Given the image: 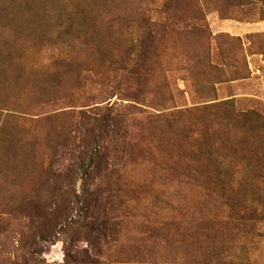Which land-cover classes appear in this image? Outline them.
<instances>
[{
    "label": "rangeland",
    "instance_id": "rangeland-1",
    "mask_svg": "<svg viewBox=\"0 0 264 264\" xmlns=\"http://www.w3.org/2000/svg\"><path fill=\"white\" fill-rule=\"evenodd\" d=\"M262 22L264 0H0V264H264Z\"/></svg>",
    "mask_w": 264,
    "mask_h": 264
},
{
    "label": "trees",
    "instance_id": "trees-1",
    "mask_svg": "<svg viewBox=\"0 0 264 264\" xmlns=\"http://www.w3.org/2000/svg\"><path fill=\"white\" fill-rule=\"evenodd\" d=\"M134 106V105H133ZM132 106V107H133ZM135 107V106H134ZM81 114H83L81 117L82 118H85V122H86V119H88L87 121L89 122V121H95V122H100V123H103L104 125H105V123H107V121L109 120V118H110V114L108 113H102V114H100V115H87V114H85L84 112H81ZM97 143V141L96 140H92V143ZM94 145V147L92 148V150L90 149L91 148V143H87L86 144V146H85V149H84V154L85 155H87V153L90 155V157H92V156H96V155H98V154H100L99 153V151H97V149H96V147H95V145L96 144H93ZM92 145V146H93ZM254 212H255V209H254ZM100 231V230H99Z\"/></svg>",
    "mask_w": 264,
    "mask_h": 264
},
{
    "label": "crops",
    "instance_id": "crops-1",
    "mask_svg": "<svg viewBox=\"0 0 264 264\" xmlns=\"http://www.w3.org/2000/svg\"><path fill=\"white\" fill-rule=\"evenodd\" d=\"M261 25H262V27H260ZM253 26H256V27L260 28L259 29L260 31H264V22L258 23V24H253Z\"/></svg>",
    "mask_w": 264,
    "mask_h": 264
}]
</instances>
